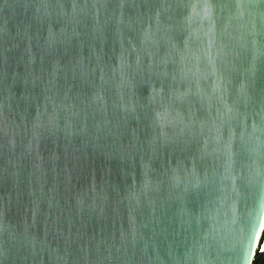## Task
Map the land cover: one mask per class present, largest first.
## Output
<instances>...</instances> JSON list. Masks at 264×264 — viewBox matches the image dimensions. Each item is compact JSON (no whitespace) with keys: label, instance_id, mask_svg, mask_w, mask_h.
Returning a JSON list of instances; mask_svg holds the SVG:
<instances>
[{"label":"water","instance_id":"water-1","mask_svg":"<svg viewBox=\"0 0 264 264\" xmlns=\"http://www.w3.org/2000/svg\"><path fill=\"white\" fill-rule=\"evenodd\" d=\"M263 231L264 0H0V264H253Z\"/></svg>","mask_w":264,"mask_h":264},{"label":"trees","instance_id":"trees-1","mask_svg":"<svg viewBox=\"0 0 264 264\" xmlns=\"http://www.w3.org/2000/svg\"><path fill=\"white\" fill-rule=\"evenodd\" d=\"M264 243V231L261 238V245L259 246L253 264H264V250H262V245Z\"/></svg>","mask_w":264,"mask_h":264}]
</instances>
